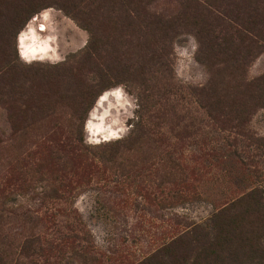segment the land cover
<instances>
[{"label":"rangeland","instance_id":"374dc122","mask_svg":"<svg viewBox=\"0 0 264 264\" xmlns=\"http://www.w3.org/2000/svg\"><path fill=\"white\" fill-rule=\"evenodd\" d=\"M0 264H264V0H0Z\"/></svg>","mask_w":264,"mask_h":264},{"label":"clouds","instance_id":"9594fccd","mask_svg":"<svg viewBox=\"0 0 264 264\" xmlns=\"http://www.w3.org/2000/svg\"><path fill=\"white\" fill-rule=\"evenodd\" d=\"M26 37L23 33L19 38L20 40V57L26 63H31L32 60L36 59V49L31 47H25L24 41ZM44 52L45 49H40ZM40 59H44L43 56ZM53 61L57 60L58 57L53 56L51 58ZM123 86H120L112 91L105 92L97 101V106L92 109L89 113V119L86 120L84 131L85 139L84 143L90 146H97L104 142H109L113 140H120L126 136L131 130V126H125V121L119 119H113L110 124L105 125L104 119L108 116V112H104L103 115L97 116V108L100 107L104 101L108 99L109 96H115L118 100L121 97H126ZM111 107V105L109 106ZM121 108L125 109L126 119L135 118L133 115V110L137 105L130 101V99H125V102L120 105ZM98 121V122H94Z\"/></svg>","mask_w":264,"mask_h":264},{"label":"bare ground","instance_id":"6f19581e","mask_svg":"<svg viewBox=\"0 0 264 264\" xmlns=\"http://www.w3.org/2000/svg\"><path fill=\"white\" fill-rule=\"evenodd\" d=\"M24 36H26V39L25 40H27L28 42L25 44V47L27 48V47H31V48H34V49H36V54L38 53V54H42V53H44V52H46V50L48 49V45H46V44H44V45H41V44H37L36 42H35V39H34V37L32 36H28V35H24ZM19 45H20V40H19ZM45 49V51L44 52H41L40 51V49ZM19 50H20V48H19Z\"/></svg>","mask_w":264,"mask_h":264},{"label":"trees","instance_id":"16d2710c","mask_svg":"<svg viewBox=\"0 0 264 264\" xmlns=\"http://www.w3.org/2000/svg\"><path fill=\"white\" fill-rule=\"evenodd\" d=\"M204 33H207L208 32V30L207 31H203ZM212 45H210L209 43L208 44H206V51L208 52H212Z\"/></svg>","mask_w":264,"mask_h":264},{"label":"crops","instance_id":"0c3cea01","mask_svg":"<svg viewBox=\"0 0 264 264\" xmlns=\"http://www.w3.org/2000/svg\"><path fill=\"white\" fill-rule=\"evenodd\" d=\"M49 50H50V49H49V46H48V49L46 50V52H44V53H42V54H38V53H37V54H36V57H41V56L44 57V56H46V55L49 53Z\"/></svg>","mask_w":264,"mask_h":264}]
</instances>
